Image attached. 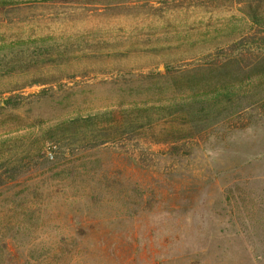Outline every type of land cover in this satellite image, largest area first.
Listing matches in <instances>:
<instances>
[{
	"label": "rangeland",
	"instance_id": "1",
	"mask_svg": "<svg viewBox=\"0 0 264 264\" xmlns=\"http://www.w3.org/2000/svg\"><path fill=\"white\" fill-rule=\"evenodd\" d=\"M4 1L0 264H264L259 100L198 134L175 125L164 142L67 140L40 155L34 142L75 117L231 84L205 63L251 28L242 3Z\"/></svg>",
	"mask_w": 264,
	"mask_h": 264
},
{
	"label": "trees",
	"instance_id": "2",
	"mask_svg": "<svg viewBox=\"0 0 264 264\" xmlns=\"http://www.w3.org/2000/svg\"><path fill=\"white\" fill-rule=\"evenodd\" d=\"M237 2L242 3L240 10L251 23V28L222 49L209 54L205 63L215 72L223 69L224 74L234 76L231 84L214 94L186 102L118 107L51 125L41 130L40 139L34 140L38 154L45 147L51 150L67 140L78 143L83 149L149 134L158 136V142H164V138L179 134L174 131L175 125L188 127L183 134H198L239 114L246 104L249 106L258 100L264 103V67H259L264 61V0ZM6 4L7 1L0 0L1 6Z\"/></svg>",
	"mask_w": 264,
	"mask_h": 264
}]
</instances>
